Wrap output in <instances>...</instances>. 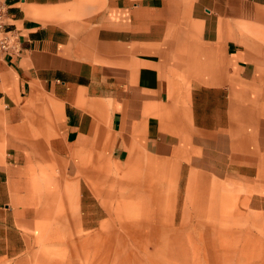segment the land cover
Instances as JSON below:
<instances>
[{"label":"crops","instance_id":"0c3cea01","mask_svg":"<svg viewBox=\"0 0 264 264\" xmlns=\"http://www.w3.org/2000/svg\"><path fill=\"white\" fill-rule=\"evenodd\" d=\"M2 1L0 260L105 222L113 168L138 196L161 167L264 212V0Z\"/></svg>","mask_w":264,"mask_h":264},{"label":"rangeland","instance_id":"374dc122","mask_svg":"<svg viewBox=\"0 0 264 264\" xmlns=\"http://www.w3.org/2000/svg\"><path fill=\"white\" fill-rule=\"evenodd\" d=\"M113 171L99 179L111 199L94 213L105 222L47 228L22 260L0 264H264V212L241 190L198 177L178 185L160 167L156 193L138 196Z\"/></svg>","mask_w":264,"mask_h":264},{"label":"built area","instance_id":"2783aa9c","mask_svg":"<svg viewBox=\"0 0 264 264\" xmlns=\"http://www.w3.org/2000/svg\"><path fill=\"white\" fill-rule=\"evenodd\" d=\"M8 9L0 0V55L17 54L20 52L19 43L14 31L9 29Z\"/></svg>","mask_w":264,"mask_h":264}]
</instances>
